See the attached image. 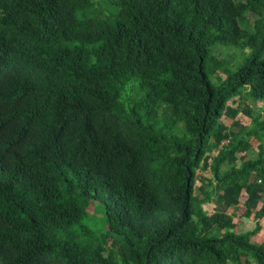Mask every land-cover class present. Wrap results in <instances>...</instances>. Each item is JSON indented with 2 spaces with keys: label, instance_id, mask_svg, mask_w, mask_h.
Segmentation results:
<instances>
[{
  "label": "trees",
  "instance_id": "trees-1",
  "mask_svg": "<svg viewBox=\"0 0 264 264\" xmlns=\"http://www.w3.org/2000/svg\"><path fill=\"white\" fill-rule=\"evenodd\" d=\"M257 104L264 0H0V264H264Z\"/></svg>",
  "mask_w": 264,
  "mask_h": 264
},
{
  "label": "rangeland",
  "instance_id": "rangeland-1",
  "mask_svg": "<svg viewBox=\"0 0 264 264\" xmlns=\"http://www.w3.org/2000/svg\"><path fill=\"white\" fill-rule=\"evenodd\" d=\"M218 45L214 46V47H217ZM213 48V47H212ZM222 52V56L224 55V51H221ZM227 54H229L230 56H233L234 55V51L233 50H228ZM221 55V54H220ZM212 80V78H211ZM213 81V80H212ZM252 105V103H250ZM259 104H257V107H258ZM232 107L234 106H231V108L229 109L227 115L225 116L224 118V123L228 126H230L231 122L233 120H235L236 118L238 120H240V123L242 124H247V121L244 120V119H239L240 117L239 116H236L234 117L232 114H231V109ZM259 111L261 112V120H264V106L263 105H259ZM236 119V120H237ZM232 130L234 132H236V129L232 128ZM250 144L252 146L256 145L257 143H255L254 141L250 140L249 141ZM255 147V146H254ZM252 147L251 148V157L255 155V148ZM196 179L198 181V184L201 185V183H203V179L207 181V179H209V173L204 171L203 173H198L197 176H196ZM205 181V182H206ZM230 188V187H229ZM198 186L196 185V188H195V193H198L199 190H198ZM264 196V189L261 188V187H258L257 185L255 186V188L253 189V191L251 192V194L249 195V199H247V205L249 204L250 207L254 208V207H257L259 204H260V200H261V197ZM251 200V201H250ZM242 200H239L238 202L235 201L234 199H232L229 195V192H225L222 190L220 192H218V194L216 196L213 197V199L211 200V202L209 204H204V208L207 212L209 211H221V212H227V213H232L233 211H235V208L234 206H237V207H240L241 210L243 208V204H241ZM93 204L97 205L98 203H95L93 202ZM236 204V205H235ZM99 212L100 214H96V212ZM88 217L86 219V225H88L89 227H91V229H93L94 232H100V229H101V225H102V216L103 215V212L100 210H95V208L90 205L88 207ZM252 222V218L250 217L249 219L247 220H243L241 221L240 223V228L238 227V231H242V230H247V229H251L253 227V223ZM238 223V224H239ZM259 224L261 227L260 231L255 234L253 237H252V242L256 243V244H260V243H264V218H261L259 220ZM263 230V231H261Z\"/></svg>",
  "mask_w": 264,
  "mask_h": 264
},
{
  "label": "crops",
  "instance_id": "crops-1",
  "mask_svg": "<svg viewBox=\"0 0 264 264\" xmlns=\"http://www.w3.org/2000/svg\"><path fill=\"white\" fill-rule=\"evenodd\" d=\"M258 186V185H257ZM258 187H261V186H258ZM261 188H263V187H261ZM264 189V188H263ZM261 228H263V227H261ZM261 231H263V230H261Z\"/></svg>",
  "mask_w": 264,
  "mask_h": 264
}]
</instances>
